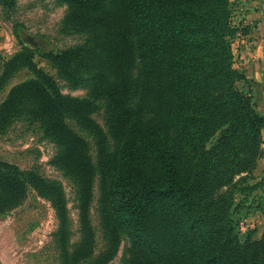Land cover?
Masks as SVG:
<instances>
[{
	"label": "trees",
	"instance_id": "obj_1",
	"mask_svg": "<svg viewBox=\"0 0 264 264\" xmlns=\"http://www.w3.org/2000/svg\"><path fill=\"white\" fill-rule=\"evenodd\" d=\"M59 1L87 40L47 57L61 79L104 103L111 145L97 164L100 201L128 242L123 264H259L260 244L235 242L204 206L210 185L246 169L247 160L229 150L247 149L249 124L256 125V157L262 156L264 120L251 94L235 87L245 77L234 69L226 40L229 0ZM127 40L139 60L135 74L127 68ZM33 58L24 49L4 66L0 89L21 69L34 79L10 91L0 134L26 114L56 135L64 112L80 115L82 103L62 96ZM144 112L157 124L148 125ZM216 134V146L199 154L200 142ZM28 188L51 202L64 227L61 186L0 160V216L18 207Z\"/></svg>",
	"mask_w": 264,
	"mask_h": 264
},
{
	"label": "rangeland",
	"instance_id": "obj_2",
	"mask_svg": "<svg viewBox=\"0 0 264 264\" xmlns=\"http://www.w3.org/2000/svg\"><path fill=\"white\" fill-rule=\"evenodd\" d=\"M229 12L232 33L226 40L234 69L245 77L235 87L251 94L253 110L264 120V0H229ZM68 14V6L59 0L0 1V77L5 64L28 49L38 68L56 81L61 95L84 107L80 106L78 117L64 112L56 135L26 114L0 134V160L58 183L67 210V222L61 227L51 202L28 188L18 207L0 216V264H123L128 248L100 201L97 164L111 145L104 103L90 98L86 88L61 79L57 65L47 57L86 43L87 35L67 21ZM126 45L131 56L127 68L135 74L139 60L130 41ZM33 79L27 69L12 75L0 89V108L12 88ZM143 116L148 125L157 124L154 116L146 112ZM256 130L254 123L245 129L250 138L247 149L238 145L229 150L247 160L246 169L210 185L204 206L211 222L235 242L260 244L259 264H264V126L260 159ZM218 137L200 142L199 154L215 147ZM192 162L198 164L196 155Z\"/></svg>",
	"mask_w": 264,
	"mask_h": 264
}]
</instances>
